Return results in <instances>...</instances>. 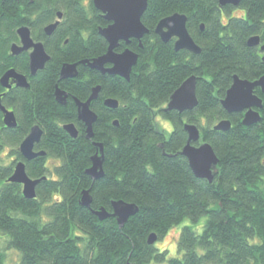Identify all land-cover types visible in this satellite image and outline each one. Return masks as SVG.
<instances>
[{
    "label": "trees",
    "instance_id": "1",
    "mask_svg": "<svg viewBox=\"0 0 264 264\" xmlns=\"http://www.w3.org/2000/svg\"><path fill=\"white\" fill-rule=\"evenodd\" d=\"M59 12L60 23L46 35L44 28ZM173 12L188 15V30L201 53L176 50L175 39L165 42L155 32ZM142 16L150 29L142 46L133 38L117 48L128 46L139 54L127 80L80 62L108 48L99 27L109 22L93 0H0V78L15 68L31 85L5 91L0 83L1 102L14 108L18 121L7 128L0 112V235L18 251L17 264H264V93L256 87L263 98L262 119L251 126L243 123V112L229 113L222 106L234 75L249 80L264 75V52L247 44L253 35L264 44V0H242L237 7L219 0H149ZM25 24L51 55L36 75L29 74L28 53H10L19 41L17 29ZM69 62L79 63V75L61 79L60 70ZM190 75L198 78V106L185 113L165 111ZM97 85L100 95L91 108L98 119L89 139L74 97L87 100ZM57 86L69 94L65 104L56 99ZM109 97L120 105L106 106ZM159 115L172 122V131L160 126ZM224 118L232 121L230 130H215ZM72 122L79 130L76 138L63 126ZM186 122L197 124L202 140L218 155L212 182L198 178L180 153L188 139ZM34 124L44 128L36 149L45 154L27 161L19 145ZM95 141L103 144L105 156V174L96 180L87 173ZM9 145L14 158L5 165L2 152ZM20 160L31 178L41 179L35 198L24 196L22 184L8 181ZM85 189H90L91 207L80 204ZM118 199L140 208L123 226L115 217L100 219L95 213L100 207L113 211L112 201ZM204 216L202 232L182 227L181 257L167 258L168 250L149 243L152 232L161 240L186 218ZM6 258L0 248V264H8Z\"/></svg>",
    "mask_w": 264,
    "mask_h": 264
},
{
    "label": "water",
    "instance_id": "2",
    "mask_svg": "<svg viewBox=\"0 0 264 264\" xmlns=\"http://www.w3.org/2000/svg\"><path fill=\"white\" fill-rule=\"evenodd\" d=\"M19 1V0H17ZM32 2L34 0H31ZM149 0H93L95 8L100 10L107 19L109 24L104 27H99V33L107 40V52L101 56L89 59H83L80 62L90 69H94L103 74H114L130 80L133 72V67L138 63L139 54L128 46L122 51L117 48L121 42L124 41L129 45L133 38L140 41L142 46L143 36L150 32L143 22V14L148 8ZM222 6L231 4L234 6L240 5L242 0H219ZM62 13L59 12V17L54 23L46 25L44 30L48 34H52L60 23ZM188 15L180 12H173V14L163 17L155 28V32L165 42L175 39L174 47L176 50H188L194 54L201 53L202 48L199 46L193 36L188 30ZM20 36V43L11 46L12 54H19L23 51L32 49L30 51L29 67L30 74L36 75L38 70L44 69L48 60L51 58L49 52L46 51L45 45L41 41H35L32 36L31 29L28 25H23L17 29ZM247 44L253 47H260L264 52V44L261 43L259 35L249 37ZM264 59V57H263ZM79 63H65L63 64L60 73L61 79L70 77H77ZM13 81L16 86L24 88L30 87L28 75L20 73L15 68H10L2 75L0 83L2 86L11 87L10 81ZM197 81L195 75H190L187 79L177 87V90L170 96L167 106L164 110H176L181 113L193 110L199 104L197 98ZM256 87H260L264 93V75L256 80H249L241 76L234 75V80L227 91L225 97L222 99V106L227 112H243V123L251 126L261 121L259 109L263 108V98L255 93ZM101 85L94 86L91 95L87 100H80L74 97L75 104H77L78 119L86 125V136L89 139L94 138V123L98 119V114L91 108L93 100L98 99L100 95ZM56 99L59 103L65 104L69 94L60 86H57L55 91ZM106 106L111 109L117 108L120 103L115 97H109L104 100ZM0 109L3 112L5 126L8 128H15L18 125L15 112L6 108L1 103ZM118 125V121H114ZM64 128L71 137H78L79 130L74 122L65 123ZM232 127L230 119H221V121L214 124L215 130L229 131ZM29 134L19 145V150L23 158L27 161L44 155L45 150H37L36 145L41 143L44 135V128L39 124H34L30 127ZM184 130L188 134L186 145L181 149L182 153L188 160L190 168L193 173L200 179L205 178L212 182L216 176L219 158L214 151L212 144L202 140V131L197 124L186 122ZM202 140V141H201ZM97 151L92 156V165L87 169V173L94 180L100 179L104 176L103 163L105 160L104 146L101 142L95 141ZM13 174L8 181L22 184V192L25 197L32 199L37 195L36 187L41 182V179L31 178L26 171V162L20 160L14 166ZM82 206L91 207L93 202L90 189H85L80 198ZM113 211L106 210L104 207L97 208L96 215L100 219H106L110 216L118 220L120 226H123L129 217L139 212L138 206L132 202H126L123 199L112 201ZM150 244H155L157 239L156 233L152 232L148 237ZM47 264V263H40Z\"/></svg>",
    "mask_w": 264,
    "mask_h": 264
},
{
    "label": "rangeland",
    "instance_id": "3",
    "mask_svg": "<svg viewBox=\"0 0 264 264\" xmlns=\"http://www.w3.org/2000/svg\"><path fill=\"white\" fill-rule=\"evenodd\" d=\"M157 122H159L160 126L162 128H164L167 131H172L173 130V124L169 119H164L162 116H158L157 117ZM217 123V122H216ZM11 146H5L3 148V152L2 154L4 155L3 158V163L5 165L10 164L11 160H13L14 156L11 155ZM207 219V216H204L203 218H201L199 221H192L190 218H186L185 220H183L182 223L177 224L175 226L172 227V229L165 234L161 240H157L155 243V246L163 251L168 250L167 252V258H171L174 256H178L181 257L183 255V252H181L178 249V240H179V235L181 230L183 229L182 227L184 225H190L192 227H195V229L198 232H202L203 231V226H204V222ZM0 248H4L5 252H6V262L8 264H17L19 262L20 256L18 251L15 248H8V246L5 243V238L3 237V235H0ZM167 260H164L163 262H159V261H155L153 260L152 263L150 264H167Z\"/></svg>",
    "mask_w": 264,
    "mask_h": 264
},
{
    "label": "flooded vegetation",
    "instance_id": "4",
    "mask_svg": "<svg viewBox=\"0 0 264 264\" xmlns=\"http://www.w3.org/2000/svg\"><path fill=\"white\" fill-rule=\"evenodd\" d=\"M60 19H61V18H60ZM56 21H57V20H56ZM56 21H55V22H56ZM52 23H54V22H52ZM30 29H31V28H30ZM44 31H45V30H44ZM45 33H46V35H51V34H48L46 31H45ZM53 33H54V32H53ZM53 33H52V34H53ZM32 36H33V35H32ZM33 39H34V37H33ZM34 40H35V39H34ZM36 40H37V39H36ZM36 40H35V41H36ZM37 41H41V40H37ZM41 42H42V41H41ZM16 43L21 44V43H20V36H19V41L16 42ZM43 43H44V42H43ZM14 44H15V43H14ZM31 50H32V49H29V50L23 51V52H21V53H19V54H15V55L13 54V55L16 57V55H21V54H26V53H28V54H29V59H30V51H31ZM10 53L12 54V52H11V48H10ZM28 64H29V62H28ZM29 65H30V64H29ZM17 71H18V70H17ZM20 73H21V72H20ZM3 74H4V73H3ZM23 74H24V73H23ZM29 74H30V67H29ZM24 75H26V74H24ZM0 79H1V78H0ZM28 80H29V79H28ZM10 83H11V87H6V88L4 87V88H5V91L11 89L13 86L16 87L15 83H14L12 80L10 81ZM20 87H21V86H20ZM5 91H4V92H5ZM1 94H2V93L0 92V96H1ZM1 103H2V102H1ZM5 107H6V106H5ZM7 107H8V106H7ZM7 107H6V108H7ZM8 108H9L10 110H13V111L15 112L14 108H12V107H8ZM0 112L2 113V118H3V112H2L1 109H0ZM15 116H16V114H15ZM3 124H4V126H5L4 118H3ZM0 130H1V125H0ZM37 150H38V149H37Z\"/></svg>",
    "mask_w": 264,
    "mask_h": 264
},
{
    "label": "bare ground",
    "instance_id": "5",
    "mask_svg": "<svg viewBox=\"0 0 264 264\" xmlns=\"http://www.w3.org/2000/svg\"><path fill=\"white\" fill-rule=\"evenodd\" d=\"M263 52V51H262ZM38 158V157H37Z\"/></svg>",
    "mask_w": 264,
    "mask_h": 264
}]
</instances>
